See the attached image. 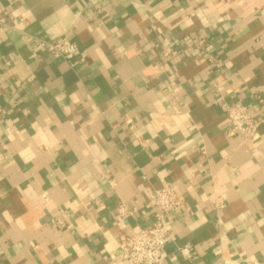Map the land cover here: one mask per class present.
<instances>
[{"label":"crops","instance_id":"1","mask_svg":"<svg viewBox=\"0 0 264 264\" xmlns=\"http://www.w3.org/2000/svg\"><path fill=\"white\" fill-rule=\"evenodd\" d=\"M160 189L163 264H264V0H0V264H127Z\"/></svg>","mask_w":264,"mask_h":264},{"label":"built area","instance_id":"2","mask_svg":"<svg viewBox=\"0 0 264 264\" xmlns=\"http://www.w3.org/2000/svg\"><path fill=\"white\" fill-rule=\"evenodd\" d=\"M45 48L54 58L62 59L70 64L76 58L78 49L75 44L66 40L47 42ZM170 51L163 52V57ZM225 119L228 125L227 133L241 135L244 139L253 141L257 137V125L253 122L248 108L240 102L225 108ZM182 199L170 189H160L154 193V208L152 222L148 227L134 235L122 239L119 243V260L127 264H163L164 247L175 241V227L171 215L180 209ZM116 216L125 219L129 211L124 205L116 209ZM190 251L191 249H184ZM256 264V263H254Z\"/></svg>","mask_w":264,"mask_h":264}]
</instances>
